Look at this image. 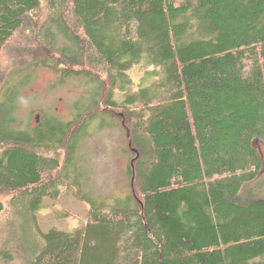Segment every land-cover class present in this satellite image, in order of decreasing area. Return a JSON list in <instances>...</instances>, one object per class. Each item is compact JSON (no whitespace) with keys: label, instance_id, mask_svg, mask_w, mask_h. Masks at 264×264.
Returning a JSON list of instances; mask_svg holds the SVG:
<instances>
[{"label":"trees","instance_id":"16d2710c","mask_svg":"<svg viewBox=\"0 0 264 264\" xmlns=\"http://www.w3.org/2000/svg\"><path fill=\"white\" fill-rule=\"evenodd\" d=\"M30 22L39 65L84 91L69 122L0 137V192L14 193L0 214L26 218L41 247L24 264H264V198L240 200L262 168L264 0H0V52ZM139 65L158 80L131 91ZM115 111L131 158L109 205L83 192L79 146ZM65 187L87 221L42 233L36 213Z\"/></svg>","mask_w":264,"mask_h":264},{"label":"rangeland","instance_id":"374dc122","mask_svg":"<svg viewBox=\"0 0 264 264\" xmlns=\"http://www.w3.org/2000/svg\"><path fill=\"white\" fill-rule=\"evenodd\" d=\"M174 1L175 5L181 2ZM39 17L43 19L44 15L40 13ZM38 54L44 55L45 51L36 40L32 22L15 33L0 52V137L3 139L15 141V134L33 132L47 119L69 122L77 100L83 95L82 82L77 79L59 82L51 70L39 65L41 61L34 57ZM16 70L22 71L14 73ZM153 70L155 68L143 65L130 69L131 91L156 82L158 78L147 76ZM156 72L159 77L161 71L156 69ZM117 112L114 125L102 128H96V123L89 125L87 136L79 146L83 167L87 170L82 180L83 192H91L94 197H108L106 201L109 205L124 197L129 184L126 167L131 155L123 152L127 147V130L121 125ZM254 147L261 158L262 168L257 183L245 187L240 199L244 203L264 198V142L256 140ZM64 156V152L61 153L62 159ZM74 189L61 188L56 199L43 200L36 213L42 233L51 229L71 233L85 225L89 204L79 200L74 195ZM12 194L0 192V201L6 204ZM12 216L8 210L0 214V250L12 252V264H24L41 247L29 246L37 237V232L26 218Z\"/></svg>","mask_w":264,"mask_h":264},{"label":"water","instance_id":"95a60500","mask_svg":"<svg viewBox=\"0 0 264 264\" xmlns=\"http://www.w3.org/2000/svg\"><path fill=\"white\" fill-rule=\"evenodd\" d=\"M127 137H128V131H127Z\"/></svg>","mask_w":264,"mask_h":264}]
</instances>
